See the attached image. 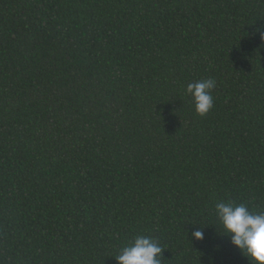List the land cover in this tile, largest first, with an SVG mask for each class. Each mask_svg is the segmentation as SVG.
<instances>
[{
	"label": "trees",
	"instance_id": "1",
	"mask_svg": "<svg viewBox=\"0 0 264 264\" xmlns=\"http://www.w3.org/2000/svg\"><path fill=\"white\" fill-rule=\"evenodd\" d=\"M229 200L264 211V0H0V264H249Z\"/></svg>",
	"mask_w": 264,
	"mask_h": 264
},
{
	"label": "clouds",
	"instance_id": "2",
	"mask_svg": "<svg viewBox=\"0 0 264 264\" xmlns=\"http://www.w3.org/2000/svg\"><path fill=\"white\" fill-rule=\"evenodd\" d=\"M215 87L213 78L188 83L186 94L191 97L198 115L205 116L213 109ZM214 214L224 235L249 264H264V211L251 210L244 202L229 200L216 203ZM191 237L203 240L202 228L192 232ZM163 252L164 248L155 236L137 234L120 247L114 258L118 264H162Z\"/></svg>",
	"mask_w": 264,
	"mask_h": 264
}]
</instances>
